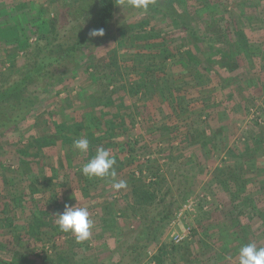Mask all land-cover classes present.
Wrapping results in <instances>:
<instances>
[{"label":"rangeland","instance_id":"rangeland-1","mask_svg":"<svg viewBox=\"0 0 264 264\" xmlns=\"http://www.w3.org/2000/svg\"><path fill=\"white\" fill-rule=\"evenodd\" d=\"M33 6L44 8L53 29L47 24L35 26L40 19L28 13ZM98 10L99 0H0V86L19 72L39 34L54 39L52 50L64 49L95 24ZM188 30L217 38L223 50H230L223 59L232 64L226 71L207 75L211 81L207 85L184 86L177 94L192 99L184 120L193 131L192 143L188 135L164 129L161 116L168 110H158L159 101L151 99L157 110L141 106L144 96L136 89L144 71L135 69L137 61L131 59L149 51L144 40L148 32L157 35L148 42L160 43L158 48L167 45L175 51L184 44L195 56L199 40L188 38ZM163 59L159 52L157 67L179 71ZM88 63L93 67L87 69ZM111 75L113 84L107 85ZM26 94L34 106L29 118L0 127V242L7 245L0 246V254L5 258L18 252L25 264H238L242 245L264 247V0H155L147 12L119 7L117 2L107 35L89 40L74 56L50 65L49 73L35 79ZM153 111L160 115L158 123ZM78 124L92 138L112 133L121 144L129 137L139 141L133 155L118 151L124 164L115 180L126 181V186L117 190L112 178H106L97 187L87 185L83 196L76 176L70 175L61 177L62 185L56 186L60 204L39 197L37 191L30 195L36 185L29 180L38 169L47 175L48 166L60 168L67 160L82 168L83 153L69 142L87 138L84 129L77 131ZM36 137L54 144L43 149L39 163L36 148L29 145ZM139 167L144 172L135 173V178L147 177V183L154 173L160 181L156 200L142 208L132 203L127 183L129 171ZM22 192L27 194L24 203L16 204L13 197ZM110 192L114 195L109 198ZM197 194L210 198L208 206L178 221L189 223L193 232L187 244L173 245L168 231L176 211L156 227L155 215L164 204L172 200L180 204ZM51 203L57 207L54 216L65 204L86 207L93 222L90 237L78 242L58 228L40 240L25 236L12 244L3 218L25 224L31 212ZM147 226L151 230L145 244L124 252L134 240L131 233L142 227L146 234Z\"/></svg>","mask_w":264,"mask_h":264},{"label":"trees","instance_id":"trees-1","mask_svg":"<svg viewBox=\"0 0 264 264\" xmlns=\"http://www.w3.org/2000/svg\"><path fill=\"white\" fill-rule=\"evenodd\" d=\"M117 2H119V0H99V10L97 13L95 24L77 40H75L69 46H66V48L64 49H58L59 51L52 50L54 39L51 40L49 34L42 33L38 35L33 44H31L32 46L30 48L31 50H29L30 52L23 58L24 61L20 65L21 67H19L18 69L19 72L13 73L11 79L0 86V127H9L10 125L11 127H13L17 124H20L21 122H24L26 118H29L31 112L34 109V106L30 104V102H28L26 91L28 89V86L35 79L49 73L50 65L57 64L60 61L67 60L68 58L74 56L77 51L85 47L89 40L100 39L107 35L108 24L112 18L114 7ZM28 13L31 14V16L36 15L40 19V23H36V27L39 25L47 24L51 26L52 29L54 28L53 20L44 17V8H42V6H33V8H29ZM180 27L187 29L186 25H181ZM100 28L104 30L103 36L91 37L89 35L92 30ZM187 36L190 39L199 40L198 43L200 44V46L198 47L200 48L196 50V54L195 56L193 55V57L191 56V53L185 49L187 45L184 44H179V46L176 47L175 51H171L167 47V45H165L163 48H158V45H161L160 43L148 42L150 39H156L157 35L148 32L144 40H147L146 45L148 46L146 49H148L149 51L143 55L138 52L131 56V59L137 61V64H134L135 69L141 68V70L144 71L143 78L140 81L141 86H138V88L136 89V92L138 94L141 93L144 96V99H140L142 102L141 106L144 109L152 107L151 109L157 110L158 106L151 105V99L153 98V100L156 102L159 101L160 108L158 110H168L166 114L161 116V118L165 119L166 122V126H164V129L166 130L168 128L169 132H174L177 130L182 134L188 135L190 143H192L191 135L193 131H189L190 124L187 123V121H184L187 117L188 110H191L193 107V105L191 104L192 99H186L183 94H177L182 91L184 86L199 89V87L207 85L211 82L207 75H209L214 70L226 71V68H231L232 64L223 59L226 58V54L230 53V50H223V48L218 45L217 38H213V40H211L208 35L202 34L198 31L189 32V30L187 31ZM122 37L123 36H120V39H124ZM159 52L164 53V62L169 60L171 64H174L179 68V71L177 73L174 74L170 71H167L166 68V70H163V67L160 68L156 66L155 57L157 54L159 55ZM210 58L213 59L211 61H208V59ZM204 59H206V61ZM162 65L164 66L165 64L163 63ZM91 67H93L91 63H88L86 65L87 69H90ZM173 75H175L178 80H176ZM49 78H51V76ZM107 80V85L111 83L113 84L112 75L108 76ZM152 115L154 118L153 121L158 123L160 115H158V113L155 111L152 112ZM76 128L77 131L84 129L86 132V137L89 141L88 151L83 153L84 163H86L88 159L96 154V149L98 147H103L104 149L109 151L111 156L115 158L116 163L114 167L116 171L122 170V164H124L122 158H120L119 156V152L123 151V153L133 155L135 153V145L139 142L138 140L129 137L126 138L123 144H121L119 141L115 140V137L112 133H107L106 135H103V133L97 134L92 138V136L88 134L91 132H89L84 126L78 124ZM74 140L75 139H73L72 142L69 140V142L73 144ZM29 145L36 148L35 159H38L37 162L39 163V157L44 153L43 149L49 146H53L54 144L49 141V139L46 140V138L44 137H36L29 143ZM67 161L68 162L63 164L60 168L55 167V165L48 166V168L46 169L47 175L39 173L38 169V171L31 177V180H29L30 185H36V188L34 187L29 190V194L32 195L35 191H37L39 197L53 198V201L55 199L57 201L56 205H58L60 203L58 192L56 191V189H59L60 187L57 188L56 186H59L60 184L62 185V183L60 182L61 177L66 178L70 175L76 176L77 182L79 183L80 187L79 189L83 196H87V188L89 187L87 185L91 184L90 186L97 187L106 179L86 177L82 175L81 168H78L74 166V164H72L73 160ZM43 169L41 168L40 170ZM62 170L64 172L63 175L60 176L59 172ZM136 171L137 172H135V170L133 172L129 171L130 173L128 174L127 183H129L131 187L130 197L132 203L136 206H139V208H142L144 206L151 205L153 201L156 200L158 192L157 186H159L160 181L156 180V176L153 173L149 177V182L146 183L145 180L147 177L135 178L133 176L135 173L141 175L144 172L143 168L139 167L136 169ZM63 182V188H66L64 192H68V190L70 189L68 183L65 180H63ZM49 189L51 190L49 191ZM113 195L114 193L110 192L108 197L110 198ZM26 196V192L18 193L15 197H13V200L16 202V204L20 203V205H22ZM65 197H67V195H65L64 198ZM162 200L163 198H160V201ZM176 202L177 201L172 200L162 206L161 212L155 215V227L160 223L168 222L172 218L174 211H176L182 204H178ZM56 205L55 203L47 204L45 205L44 209H39L36 212H31V215L29 214L28 221L25 224H19L16 222L14 223L8 216H5L3 219H7V221L5 220L8 231L7 234L8 236L10 235L9 238L12 244H19V242L22 241V238L25 236H33L37 238V240H40V237L42 235L47 234L51 236L54 235V233H57L55 232L58 229L56 223L54 222L55 216L52 215V212L57 208L55 207ZM146 211L148 212V209ZM45 216L47 218H45ZM146 216L147 214L143 215V217ZM141 220V223H145V218H141ZM46 228H48V230ZM149 228L150 226H147L146 234H144L142 227L138 229L139 231L132 232L131 236L135 235L134 240L131 244L127 245L124 248V252L139 250L140 247L145 244L146 240H144V238L148 237L151 230ZM186 241L187 240H184L181 243H184ZM0 246H2L1 248L7 247L5 243L1 242ZM172 248H174V246ZM187 248L188 246L185 245L184 249ZM154 258L159 262V257L154 256ZM0 264L25 263L21 260L18 252H16V254L13 253L10 258H5L3 254H0Z\"/></svg>","mask_w":264,"mask_h":264},{"label":"clouds","instance_id":"clouds-1","mask_svg":"<svg viewBox=\"0 0 264 264\" xmlns=\"http://www.w3.org/2000/svg\"><path fill=\"white\" fill-rule=\"evenodd\" d=\"M155 0H119V7H129L147 12L149 6ZM89 35L91 37L103 36L104 30L94 29ZM72 148L80 153H85L89 148L87 138H80L73 141ZM116 160L110 155L109 151L103 147L96 149V154L88 159L81 168L82 175L92 178H112L113 188L119 190L126 186V181H116ZM55 223L60 231L71 234L78 242L87 240L91 235L93 222L90 219L86 207H77L65 204L64 210L55 214ZM238 264H264V247H257L255 243L242 245L238 250Z\"/></svg>","mask_w":264,"mask_h":264},{"label":"built area","instance_id":"built-area-1","mask_svg":"<svg viewBox=\"0 0 264 264\" xmlns=\"http://www.w3.org/2000/svg\"><path fill=\"white\" fill-rule=\"evenodd\" d=\"M210 198L204 194H197L187 198L176 210L174 218L169 223L168 239L173 244H179L190 238L192 226L187 222L178 223L187 216H195L197 208H207Z\"/></svg>","mask_w":264,"mask_h":264}]
</instances>
